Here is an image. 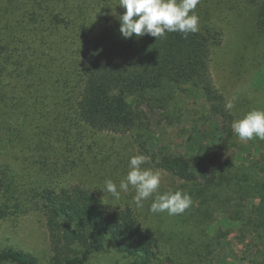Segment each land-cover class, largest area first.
Instances as JSON below:
<instances>
[{
	"label": "trees",
	"instance_id": "trees-1",
	"mask_svg": "<svg viewBox=\"0 0 264 264\" xmlns=\"http://www.w3.org/2000/svg\"><path fill=\"white\" fill-rule=\"evenodd\" d=\"M118 2L0 0V223L39 211L51 264H88L109 244L128 264L158 260L161 237L136 208L109 209L95 187L66 177L70 169L61 181L51 171L52 153L67 159L68 151L78 153L80 128L135 134L149 126L153 111H170L180 97L202 99L210 125L194 130L187 151L159 157L147 141H137L168 174V191L196 183L207 193L230 181L221 159L236 137V115L225 109L227 98L211 69L215 50L227 48L256 86L264 83V44L258 46L264 0H199L198 31L157 40L148 34L123 38L119 16L126 10ZM254 191L262 203L253 209L256 217L243 222L255 220L264 239V184ZM0 264L43 263L6 245Z\"/></svg>",
	"mask_w": 264,
	"mask_h": 264
},
{
	"label": "rangeland",
	"instance_id": "rangeland-1",
	"mask_svg": "<svg viewBox=\"0 0 264 264\" xmlns=\"http://www.w3.org/2000/svg\"><path fill=\"white\" fill-rule=\"evenodd\" d=\"M263 39V36H259V47L264 44ZM238 47L241 50V44ZM260 48L264 50V46ZM261 67L264 74V63ZM211 69L218 88L225 94L227 101L234 103L232 111L236 119L252 109L264 110V83L256 86L253 77L244 71L242 64L236 61L227 48L215 50ZM207 112L202 99L180 97L176 106H170V111L164 114L153 111L149 126L135 134L95 132L84 126L80 128L81 135L77 134L78 153L68 151L70 159L52 153L48 159L50 169L61 176L70 169L66 177L72 182L83 180L95 187L97 192L103 194L109 209L125 204L136 208L146 226L157 230L161 237L156 264H264V239H260L254 230L255 220L248 226H244L243 222L256 217L253 209L263 200L254 190L264 184V140L254 138L242 141L236 135L231 150L221 159L226 164L225 172L230 181L216 185L207 193L196 183L187 184L182 191L189 193L192 203L182 214L170 216L167 212H150L153 197L145 200L142 208H138L133 200L135 189L131 186L126 193H121L119 200L102 190L108 179L119 184L127 174L130 157L144 155L149 159L141 167L159 172L161 184L158 191L167 192L170 187L167 183L168 174L151 162L150 157L142 151L137 137L147 141L149 150L159 157L165 152L187 151L194 130L197 128L202 131L209 127ZM77 155L75 162L78 166L74 168L77 164L72 160ZM6 245L29 251L39 257L43 264H51L46 220L39 211H31L17 220L0 223V248ZM128 262L109 244L88 264Z\"/></svg>",
	"mask_w": 264,
	"mask_h": 264
},
{
	"label": "clouds",
	"instance_id": "clouds-1",
	"mask_svg": "<svg viewBox=\"0 0 264 264\" xmlns=\"http://www.w3.org/2000/svg\"><path fill=\"white\" fill-rule=\"evenodd\" d=\"M198 3L199 0H119L118 5L126 10L119 16V31L125 39L148 34L156 40L170 32L195 33L198 31L199 18L194 10ZM234 107L231 100L225 104L228 111ZM231 128L242 141L254 138L264 140V110L248 111L241 118L235 119ZM148 159L144 155L130 157L127 174L118 185L111 179L106 180L103 192L119 200L121 193H126L131 186L135 189L133 200L138 208H142L143 202L153 197L150 212H167L170 216L184 213L191 206V196L182 190L160 193V173L141 167Z\"/></svg>",
	"mask_w": 264,
	"mask_h": 264
}]
</instances>
